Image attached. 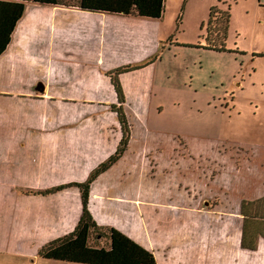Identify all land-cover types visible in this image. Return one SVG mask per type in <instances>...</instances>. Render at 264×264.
I'll return each mask as SVG.
<instances>
[{"label":"crops","instance_id":"obj_1","mask_svg":"<svg viewBox=\"0 0 264 264\" xmlns=\"http://www.w3.org/2000/svg\"><path fill=\"white\" fill-rule=\"evenodd\" d=\"M58 7L64 8L26 2L0 54V240L21 241L25 257L71 232L81 214L77 186L38 192L83 182L119 144L122 132L111 109L117 100L106 73L141 65L118 77L123 111L137 122L150 95L147 83L136 85L125 73L149 65L148 50L158 43L145 29L125 27L127 19L142 24L146 18L118 13L91 11L99 20L93 25L58 30L52 21ZM75 55L102 72L92 68L70 92L48 73L25 72ZM133 130L131 124L122 156L91 183L88 209L95 222L151 251L156 264H264V239L258 237L254 250L240 245L241 203L263 197V185H242L235 161L236 172H139L136 162L148 142L133 147ZM28 242H36L33 252Z\"/></svg>","mask_w":264,"mask_h":264},{"label":"rangeland","instance_id":"obj_2","mask_svg":"<svg viewBox=\"0 0 264 264\" xmlns=\"http://www.w3.org/2000/svg\"><path fill=\"white\" fill-rule=\"evenodd\" d=\"M212 6L229 12L226 50L221 52L195 46L205 44ZM94 14L58 7L52 21L58 30L93 25L99 21ZM142 20L146 22L124 21L129 32L145 29L149 39L158 41L146 55L149 65L125 73L136 85L147 83L150 95L137 122L127 113L129 129L134 127L133 147L148 142L136 169L234 172L235 161L242 185L264 187V0H165L161 19ZM55 61L62 64L51 69L34 65L25 72L48 73L66 92L92 68L102 72L100 65L89 66L76 55ZM109 119H114L111 114ZM35 243H27L29 253ZM22 244L0 240V264H76L43 259L37 252L25 257ZM105 244L100 240L99 245Z\"/></svg>","mask_w":264,"mask_h":264},{"label":"trees","instance_id":"obj_3","mask_svg":"<svg viewBox=\"0 0 264 264\" xmlns=\"http://www.w3.org/2000/svg\"><path fill=\"white\" fill-rule=\"evenodd\" d=\"M36 4L77 7L82 10L118 13L149 19H161L165 0H0V54L10 41L17 21L23 15L26 2ZM229 23L228 10L212 6L209 10L205 44H196L213 51H225L224 40ZM201 40V38H199ZM141 65L122 66L107 72L113 85L117 104H111L122 132L115 151L92 169L80 183L62 184L41 190L40 194L52 193L64 187L75 185L80 190L81 214L73 230L60 238L43 244L37 251L39 257L47 260L76 264H156L153 253L110 226L98 225L88 209L89 189L99 174L107 170L122 156L127 148L130 129L123 111L124 96L118 78L121 71H129ZM240 211L244 215L240 245L254 250L257 239H264V196L254 201H242ZM100 240L105 245H99Z\"/></svg>","mask_w":264,"mask_h":264}]
</instances>
